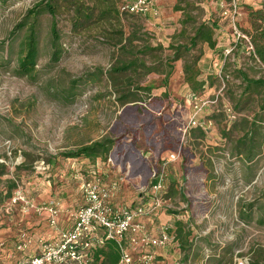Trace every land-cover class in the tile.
<instances>
[{
  "label": "rangeland",
  "instance_id": "rangeland-1",
  "mask_svg": "<svg viewBox=\"0 0 264 264\" xmlns=\"http://www.w3.org/2000/svg\"><path fill=\"white\" fill-rule=\"evenodd\" d=\"M45 1L0 0V264H27L41 254L40 240L72 226L85 205L84 183L101 178L116 207H134L152 202V181L163 169L166 207L159 213L173 229L183 222L192 232L191 249L169 245L165 264L175 255L180 264H264V90L247 91L241 74L264 80V66L236 34L252 43L264 28V0H241L236 11L231 0H167L161 24L121 15V0H60L59 62L52 61V18L44 14L35 71L21 76L26 30L11 33ZM75 2L109 15L76 30ZM203 24L214 28L215 49L203 42L192 47ZM225 55L224 82L215 75ZM186 64L207 81L204 99L221 94L207 111L213 126L206 134L188 128L193 104ZM222 103L237 111L236 122L219 114ZM106 139L115 142L106 160L59 157ZM240 143L254 149L253 161L237 155ZM172 154L178 159L165 165ZM34 207H56V228Z\"/></svg>",
  "mask_w": 264,
  "mask_h": 264
},
{
  "label": "built area",
  "instance_id": "built-area-1",
  "mask_svg": "<svg viewBox=\"0 0 264 264\" xmlns=\"http://www.w3.org/2000/svg\"><path fill=\"white\" fill-rule=\"evenodd\" d=\"M167 0H121L120 13L127 16L147 18L158 21L161 18V3ZM241 0H231V10H238ZM220 9H226V3L221 2ZM228 14L227 12H224ZM238 40H245L249 51L253 45L248 37L237 33ZM232 49L226 50L230 54ZM225 55L222 69L225 66ZM223 81L222 70L218 73ZM221 94L215 100H204L193 96L189 100L193 104L189 126L199 127L209 131L213 126L212 121H201L200 115L212 105L218 103ZM223 113L230 123L238 119V115L225 105ZM177 155L172 154L165 159L166 164L176 161ZM156 184L153 186L155 197L149 204H140L134 207H116L112 202V193L104 185L101 178H95L83 185L85 205L76 214L75 222L71 228L60 231L50 240H41V254L33 256L27 264H90L93 261L91 252L103 246L106 240H112L121 249L120 264H160L161 256L156 249H165L169 245L178 244L176 235L172 233V226H160L156 233L151 230L141 219L150 217L166 207L165 201L160 196L165 190L164 169L154 175ZM36 212L46 211L49 223L56 228L59 210L56 207L38 208ZM178 246V245H177ZM237 264H245L240 261ZM247 264V262H246Z\"/></svg>",
  "mask_w": 264,
  "mask_h": 264
},
{
  "label": "trees",
  "instance_id": "trees-1",
  "mask_svg": "<svg viewBox=\"0 0 264 264\" xmlns=\"http://www.w3.org/2000/svg\"><path fill=\"white\" fill-rule=\"evenodd\" d=\"M60 0H47L45 2L39 3L36 5L33 9H30L26 16L24 17L23 21L20 22L12 31L11 36L14 37L19 31H25V35L23 37V40L20 44V58L18 60V70L17 73L21 76H31L32 73L35 71V67L37 65V60L39 58V33L37 28L38 19L40 16L44 14H48L52 18V24L50 27V35H51V46H52V61L54 63L59 62L63 49L61 46L60 41L61 36L57 29V6L59 5ZM68 0H65L67 2ZM229 1V0H228ZM74 7V28L81 29L85 25L89 24L90 22H97L106 19L107 15H109V11H107L105 8H99L97 5L96 7H89L85 6L79 2H75L72 4ZM102 7V5H101ZM120 7V5H119ZM99 11L97 14L96 12ZM120 13V10H119ZM121 14V13H120ZM259 19H262L261 15L262 11H259V13H255ZM122 15V14H121ZM127 16V15H125ZM135 17V16H130ZM214 28H211L208 25H201L196 29V32L194 34V37L191 39L192 47L197 46V43L203 42L207 43L208 46L211 49H215L217 45V41L214 39ZM252 43H253V51L252 56L253 59H257L262 65L264 66V28H259L255 35L252 37ZM176 52H179L176 51ZM179 53L175 54L174 60L177 61L180 59ZM255 57V58H254ZM224 60L222 59L218 63L219 70L217 71V74L215 75L216 80L221 79L218 76V73L220 70H222L223 73V81L225 82V78L227 77L225 75V67L222 69V64ZM129 69V66L125 67H116L112 69V72L114 73H121ZM200 69H194L190 64H186L184 67V75L186 83L189 85L190 90L192 91L191 94H189V98H192L193 96H199L202 99H204L206 96V92L208 88L206 87L207 81L200 79ZM243 77V81L246 83V90L251 91L253 88L263 89L264 90V80H254L249 79L245 73H241ZM216 94L211 96L210 98H206L207 100H215ZM204 99V100H206ZM221 99V98H220ZM124 103L134 102L130 98L124 97ZM225 103H222L221 105V111L223 112V108ZM230 105V104H229ZM230 107L235 111V113L238 115L237 111L230 105ZM209 111V110H207ZM207 111H204L200 115L201 121L203 120H210L212 119L208 116ZM220 112V111H219ZM219 113L224 115V113ZM239 118V115H238ZM238 120V119H237ZM193 131H199L201 134H206V132L203 129L199 127H190ZM115 145V142L106 139L102 141L94 142L90 145H83L76 149L69 150L67 152H63L59 155V157L67 159V160H75V159H87L91 161H95L97 159H108L109 154L111 153L113 147ZM253 148H248L247 144H239V149L237 152V155H240V157L245 158L247 162L253 161V159L256 157V154H254ZM164 160V159H163ZM1 176L5 175V171H3ZM156 179H153L152 181V187L156 184ZM15 188V186L13 187ZM11 196V193L10 195ZM172 233L176 235L177 242L179 243L180 249L182 252L186 253L191 249L192 243L190 242L189 238L192 235L191 230L189 229L188 224L183 222H176L175 227L172 230ZM18 245V243H17ZM19 246V245H18ZM91 255L93 257V261L90 264H120L121 261V249L112 240H106L103 244V246L98 247L94 249L91 252ZM188 258V257H186ZM187 260V259H186Z\"/></svg>",
  "mask_w": 264,
  "mask_h": 264
},
{
  "label": "crops",
  "instance_id": "crops-1",
  "mask_svg": "<svg viewBox=\"0 0 264 264\" xmlns=\"http://www.w3.org/2000/svg\"><path fill=\"white\" fill-rule=\"evenodd\" d=\"M165 3L166 2H164V3H161V18L158 20V21H155L156 22V24H161V22H163L164 21V19H163V11H164V9H165ZM147 205V204H146ZM160 212V211H159ZM159 212H156V213H154L152 216H150V217H146V218H143V219H141V221H143L144 223H146L147 225H148V227L151 229V230H154V233H156V231H157V229L160 227V226H162V225H165V224H168L167 223V218H164V216H161V214L159 213ZM161 216V217H160ZM59 221V220H58ZM166 221V222H165ZM61 223V222H60ZM72 226H67V227H65V228H61V230L60 231H63V230H66V229H69V228H71ZM53 231L55 232V230L53 229ZM57 231V233H56V235L59 233L58 232V230H56ZM54 235V234H53ZM39 240V239H38ZM41 241V240H40ZM40 241H39V243H40ZM21 245H22V243H20V245L18 246V249H20V250H22L23 248L21 247ZM39 246H40V244H39ZM180 250V249H179ZM179 250L178 251H176V253L177 252H179ZM168 250H166V248L165 249H156V252L158 253V255H160L161 256V260H160V264H165L166 263V260H168V256L169 255H167V252ZM175 256H177V258L176 259H178V260H176L175 262H173V264H180V263H182V261H179L180 259H181V255H175ZM182 260V259H181Z\"/></svg>",
  "mask_w": 264,
  "mask_h": 264
}]
</instances>
